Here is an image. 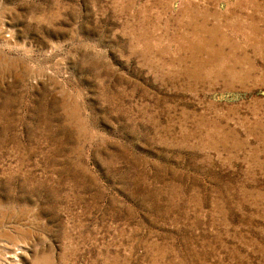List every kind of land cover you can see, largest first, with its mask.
<instances>
[{
	"label": "rangeland",
	"instance_id": "obj_1",
	"mask_svg": "<svg viewBox=\"0 0 264 264\" xmlns=\"http://www.w3.org/2000/svg\"><path fill=\"white\" fill-rule=\"evenodd\" d=\"M0 264H264V0H0Z\"/></svg>",
	"mask_w": 264,
	"mask_h": 264
}]
</instances>
